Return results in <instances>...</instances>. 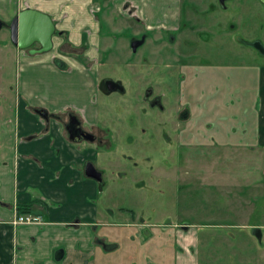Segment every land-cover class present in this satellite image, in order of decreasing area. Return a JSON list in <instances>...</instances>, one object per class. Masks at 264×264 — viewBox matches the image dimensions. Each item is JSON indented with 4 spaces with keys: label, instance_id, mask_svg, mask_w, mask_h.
<instances>
[{
    "label": "rangeland",
    "instance_id": "rangeland-1",
    "mask_svg": "<svg viewBox=\"0 0 264 264\" xmlns=\"http://www.w3.org/2000/svg\"><path fill=\"white\" fill-rule=\"evenodd\" d=\"M127 2L143 12L150 31L131 6L116 10L123 0H97L96 46L82 41L75 48L64 34L53 36L51 51L75 58L96 78L93 123L70 112L99 140L80 142L83 153L90 150L81 173L90 162L101 174L94 204L103 221L81 229L82 248L116 250L107 238L113 232L121 252L111 264H264V111L257 115L264 110V61L226 38L211 41L202 26L205 0ZM168 26L174 29L162 30ZM141 36L132 53L130 40ZM8 42L3 26L0 58ZM254 65L258 79L249 74ZM103 78L120 82L124 93H100ZM82 81L75 83L82 88ZM145 89L160 98L163 111L142 101ZM2 98L11 121L14 107ZM60 102L72 101L64 95ZM67 114L56 118L60 131ZM100 223L129 225L113 230Z\"/></svg>",
    "mask_w": 264,
    "mask_h": 264
},
{
    "label": "crops",
    "instance_id": "crops-1",
    "mask_svg": "<svg viewBox=\"0 0 264 264\" xmlns=\"http://www.w3.org/2000/svg\"><path fill=\"white\" fill-rule=\"evenodd\" d=\"M95 1L0 0V21L8 23L20 10L33 9L49 16L68 45L79 48L83 41L87 47L96 46L100 15L94 13ZM123 1L117 11L129 3ZM134 7L137 21L150 31L148 19L141 21L143 12L136 13ZM167 29L174 28L162 27L163 31ZM6 46L0 58V93H7L6 88L14 82L16 91L11 104L15 108L13 120L4 119L7 111L0 106V264H95L97 258L101 264H111L110 258L121 252L118 235L111 232L107 236L117 251L81 246V229L103 222L97 218L94 204L98 183L85 178L83 169L80 171L90 150L83 153L80 142H70L59 130L56 118L43 122L31 111L32 107H41L60 117L75 108L83 123L92 124L95 113L90 91L96 83L94 72L75 58L60 57L55 51L25 57ZM87 54L85 51L84 58ZM56 60L65 65L63 69L56 66ZM12 70L13 80L8 76ZM77 78L83 80L82 88L75 83ZM64 95L72 101L70 104H61ZM263 111L257 108V115L260 117ZM258 130L263 133L260 127ZM23 215L37 217L40 222L12 224ZM100 224L113 230L129 225ZM125 262L122 259L118 264ZM136 264L142 263L137 260Z\"/></svg>",
    "mask_w": 264,
    "mask_h": 264
},
{
    "label": "flooded vegetation",
    "instance_id": "flooded-vegetation-1",
    "mask_svg": "<svg viewBox=\"0 0 264 264\" xmlns=\"http://www.w3.org/2000/svg\"><path fill=\"white\" fill-rule=\"evenodd\" d=\"M127 5H129V3L126 4L125 6ZM130 8H132L133 10L132 14L134 15L135 8H133L132 6ZM26 9H29V8H26ZM204 20H205V23L202 24L204 28L203 30L210 34L211 41L217 40L219 38L220 39L226 38L231 44H234L242 49L244 48L245 50H248L250 53L253 54V56H255V58H258L264 61V0H205ZM7 25L8 24L2 23V27L3 26L7 27ZM7 30H8V27H7ZM54 34L61 35L63 33L57 31L54 26V33L52 35V48H53ZM8 35H9V32H8ZM203 38L205 41H207V39H209V36H206V34H203ZM8 43L10 44V47L13 50H15L17 53L18 52L22 53V55L25 57H32L34 55V54L31 55L28 53L29 49H37V46L33 45L29 47L28 49L19 50L17 49L16 46L12 45L10 42ZM6 45L8 44L6 43ZM37 55H40V54H37ZM16 58L17 56H14V59ZM235 68H236L235 66H232L230 67V70L236 71ZM249 68L251 69L249 71L250 75H253L255 73L256 78L257 79L260 78L259 75H261V69L257 67V65H254ZM5 91L7 93L3 92V94H5L4 96L2 93H0V97L1 98L5 97V98H2L4 103L5 101L9 100L10 104H12L16 90L8 86ZM146 91L150 92V95L148 97H145ZM145 92H144L142 101L147 105V107L151 109L156 108L158 111H163V108L160 103L161 102L160 98L158 96H153L150 89H145ZM205 93L202 94L204 98L205 96L207 98L204 100L209 101L210 94L207 92ZM153 101H157L159 105L157 104V105L150 106L151 102ZM39 110H43L46 112V115L48 116L47 121L42 120L36 114V112ZM31 111L37 118H39L43 122H48V120L51 118H58V117H55L54 115H51L44 108H41V107H32ZM72 116L74 115L70 113L66 115V121L63 122L64 132H65V126L68 125L69 119ZM185 117H187L186 113L182 112L179 114L180 119L186 120ZM76 120L79 123V127L81 131L85 134H88L85 131V129L81 127L79 120L77 118ZM94 141H99V140L94 137V140L91 142H94Z\"/></svg>",
    "mask_w": 264,
    "mask_h": 264
},
{
    "label": "water",
    "instance_id": "water-1",
    "mask_svg": "<svg viewBox=\"0 0 264 264\" xmlns=\"http://www.w3.org/2000/svg\"><path fill=\"white\" fill-rule=\"evenodd\" d=\"M2 22L0 21V29ZM9 32V42L16 46L19 50L28 49L36 45L37 49H29V54H42L51 50L52 35L54 33V25L52 20L46 14L32 9H24L19 11L7 25ZM144 42V36L139 39H131L129 48L132 53L141 46ZM56 66L60 69L64 68V64L56 60ZM98 91L104 95L111 93H124V88L118 81H113L108 78L101 79L98 82ZM150 95L149 91L145 92V97ZM157 101L151 102L150 106L157 105ZM159 105V104H158ZM36 114L44 121H47L46 112L39 110ZM67 139L70 142L93 141L94 137L90 134H85L81 131L79 123L74 116L70 117L68 125L65 126ZM83 176L97 183L101 182V174L95 170L90 162H85L83 165Z\"/></svg>",
    "mask_w": 264,
    "mask_h": 264
},
{
    "label": "built area",
    "instance_id": "built-area-1",
    "mask_svg": "<svg viewBox=\"0 0 264 264\" xmlns=\"http://www.w3.org/2000/svg\"><path fill=\"white\" fill-rule=\"evenodd\" d=\"M40 220L37 217H33L31 215H23V216H17L12 224H22V225H31V224H37Z\"/></svg>",
    "mask_w": 264,
    "mask_h": 264
}]
</instances>
